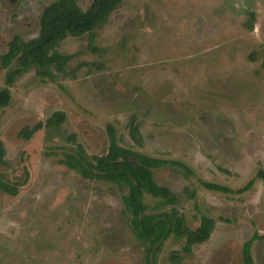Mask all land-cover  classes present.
Wrapping results in <instances>:
<instances>
[{"label": "rangeland", "instance_id": "obj_1", "mask_svg": "<svg viewBox=\"0 0 264 264\" xmlns=\"http://www.w3.org/2000/svg\"><path fill=\"white\" fill-rule=\"evenodd\" d=\"M54 1L0 0V55L16 36L35 38ZM76 2L86 10L92 0ZM92 36L61 42L57 52L74 55L65 75L27 72L0 110V179L12 185L28 173L16 196L0 192V264H243L255 234L251 255L264 264V0H122ZM56 112L65 114L59 129L19 138ZM109 126L123 148L184 167L153 176L190 229L203 216L215 222L190 255L184 240L169 239L148 263L124 209L127 189L63 165L78 147L87 158L107 153ZM143 201L151 215L171 209Z\"/></svg>", "mask_w": 264, "mask_h": 264}, {"label": "trees", "instance_id": "obj_2", "mask_svg": "<svg viewBox=\"0 0 264 264\" xmlns=\"http://www.w3.org/2000/svg\"><path fill=\"white\" fill-rule=\"evenodd\" d=\"M121 2L122 0H92L86 10H82L76 0H55L46 6L39 19L38 35L28 41L14 37L8 44L7 52L0 55V69L6 70L4 87L0 89V110L8 107L11 101L10 88L27 72L34 70L41 80H53L54 73L65 75L64 69L74 55L58 53L59 44L69 37L90 35L93 38L94 30L107 21ZM13 63L15 68L11 69ZM64 121L65 114L56 112L47 119L44 126L40 123L32 128H25L18 136L29 140L42 128L59 129ZM135 123L133 120L130 122L129 136L140 146L139 127ZM107 135V153L87 158L82 154V148L78 147L77 158L76 155L68 154L64 156L62 163L86 180L105 182L127 189V194L122 197L124 209L135 237L148 245L147 262L152 263L156 259L162 244L169 239L184 240L182 253L185 255H190L194 246L208 241L215 227L214 220L203 216L198 227L190 229L184 217L173 207L177 202L176 195L154 180V170L167 165L184 167L175 162L153 159L123 148L119 145L111 126L107 128ZM3 153L0 142V160ZM24 176V181L12 185L0 179V192L16 196L18 189L26 183L28 173L25 172ZM251 186L252 182H249L238 193L247 191ZM203 187L210 191L232 193L231 190L217 185L203 184ZM145 195L160 200L171 209L148 214V207L143 201ZM257 237L255 234L243 244V264H254L251 246ZM171 260L179 262L180 258Z\"/></svg>", "mask_w": 264, "mask_h": 264}]
</instances>
